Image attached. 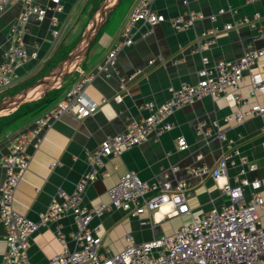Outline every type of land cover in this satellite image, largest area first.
Segmentation results:
<instances>
[{"label": "crops", "instance_id": "0c3cea01", "mask_svg": "<svg viewBox=\"0 0 264 264\" xmlns=\"http://www.w3.org/2000/svg\"><path fill=\"white\" fill-rule=\"evenodd\" d=\"M36 1L47 8L46 18L42 22L36 21L34 17L29 19L23 44L28 51L36 50L37 57L18 67L19 81L12 88L0 93V98L36 81L63 59L80 37L101 0H60V12L52 9L50 0ZM136 1L119 0L107 15L75 70L36 99L56 90L57 97L53 102H49L39 111L25 110L14 121L12 118L16 116L14 111L17 108L0 116L11 117L10 123H0V184L4 178L2 159L9 150L10 139L17 132L30 128L34 119L62 97L79 77L94 70L103 61L111 45L119 39L120 31ZM151 8L164 15L166 20L157 23L149 35L143 34L146 28L144 23L137 24L133 30L132 44L118 52L114 67L110 68V75L105 77L99 74L86 86V95L98 103L96 112L82 119L62 114L40 133L39 142H32L27 146L26 150L31 159L27 171L16 187L13 199V208L18 213L36 219L58 190L72 192L80 177L88 171L85 150H93L105 137L125 131L129 122L144 117L147 114L144 109L147 102L163 103L170 95L169 87L178 88L182 83L197 82V72L203 55L211 63L218 60L234 61L249 47L257 48L264 44V0H189L186 6L181 0H153ZM219 8H224L225 12L216 15L215 20L211 21L208 16L215 14ZM21 9V1L13 0L0 14V62L3 50L11 44L9 31L17 21ZM231 9L236 12L232 13ZM189 10L200 11L207 17L196 21L186 30L175 31L169 18ZM255 13L259 14L257 19H253ZM52 17L58 21L57 37L51 34ZM243 17L254 22V27L243 23L229 30L223 28L226 23L237 24ZM212 26L218 29L216 43L201 53L193 52L192 46L200 32ZM259 34L263 37L258 38ZM150 59L154 60L153 64H148ZM137 71L139 72L136 73ZM254 72H260L264 79V58L257 59L244 73L243 82L238 89L246 101L241 106L243 110L250 105L264 102V94L251 93L250 75ZM132 74L134 77L127 80ZM122 78L126 80L122 82ZM116 95L121 97L118 102L114 100ZM233 110L222 96L194 99L167 118L172 124L170 130L157 137L151 136L120 156H108L104 159L102 170L107 175L99 176L85 186L81 196L84 207L92 208L107 203L108 187L125 172L135 171L141 179L154 184H161L166 180L171 183L179 180L187 182L190 187L188 204L191 211L188 214L168 216L169 207L165 206L154 214L144 212L132 215L123 210L106 212L91 221L92 226L99 227V253L113 254L121 250L128 233L132 234L135 242L171 234L178 226L190 222L193 216L228 203L227 195L221 192L217 183L208 177L185 172L189 165L213 167L224 150L214 130L209 136L195 131L198 122L209 124L211 120H217L218 129L233 140L241 156L256 165V169L249 172L248 176L261 181L259 193L264 196V119L251 116L240 123L233 119L226 121L225 117L232 114ZM179 138L186 141V149H178ZM197 155L201 157L197 158ZM52 163L55 165L51 167ZM172 167L176 169L173 171ZM234 172V169H230L228 174L232 182ZM249 191L246 187V198ZM263 217L264 214L261 215V220ZM262 224L264 225L263 220ZM58 228L64 233L72 231L74 224L71 216L67 215L57 222L41 226L32 234L26 264H51L52 256L62 248L56 238ZM5 250V230L0 224V259Z\"/></svg>", "mask_w": 264, "mask_h": 264}, {"label": "built area", "instance_id": "2783aa9c", "mask_svg": "<svg viewBox=\"0 0 264 264\" xmlns=\"http://www.w3.org/2000/svg\"><path fill=\"white\" fill-rule=\"evenodd\" d=\"M13 0H0V14ZM21 12L15 24L10 28L11 44L3 50L0 62V93L12 88L19 81L17 69L22 64L37 57L36 50L28 51L23 44L28 21L34 17L42 22L46 18L47 8L36 0H20ZM153 0H137L120 31V37L107 51L102 62L94 70L79 77L65 94L52 103L37 116L30 128L17 132L9 143V150L2 159L4 178L0 184V224L5 230L6 250L2 254L0 264H26L30 237L41 226L69 215L74 229L64 233L60 228L56 238L62 244L61 250L50 259L51 264H264V225L261 214H264V196L259 193L261 181L249 177L248 173L256 169V165L248 162L233 140L225 132L218 129L217 120L209 124L198 122L195 131L209 136L215 131L222 142L224 150L213 167L189 165L185 168L188 174L208 177L218 184L222 193L227 195L228 203L221 204L192 217L191 221L178 226L171 234H163L148 241L135 242L132 234L125 235L126 243L122 249L113 254H101V237L99 227L92 226L93 218H99L111 210H123L132 215L144 212L154 214L167 206V215L190 213L188 204L189 184L183 180L171 183L164 181L154 184L141 179L135 171H127L108 187L109 201L96 207L82 205V193L87 184L97 177H105L102 170L103 161L108 156H120L133 146L147 141L151 136L157 137L170 130L172 124L167 118L181 106L204 96H222L228 105L234 108L225 120L233 119L240 123L247 117L259 116L264 119V102L241 109L246 102L238 92L243 82L244 73L259 58H264V44L257 48L249 47L243 55L234 61L218 60L211 63L207 56L201 57V67L197 72V82L182 83L178 88L169 87V97L161 104L147 102L144 105L147 114L138 121L129 122L125 131L105 137L93 150H85V161L88 171L80 177L72 192L58 190L47 208L31 219L18 213L13 208L16 187L28 169L30 155L27 146L39 142L40 133L48 128L51 122L62 114H69L76 119L90 116L98 109V103L86 95L85 88L93 79L103 74L110 75L118 52L133 41L134 27L144 23V35H149L152 28L166 20L165 16L151 8ZM187 5L189 0H181ZM256 1V0H250ZM52 9L62 10L60 0H50ZM235 13V9L230 10ZM225 12L219 8L215 14L208 16L214 21L216 15ZM259 14L255 13L253 19ZM200 11L189 10L184 14L169 18L175 31H183L194 25L196 21L205 19ZM247 23L254 27V22L241 18L237 24L226 23L225 30ZM53 28L51 34L58 36L55 17L50 19ZM218 29L214 26L200 32L192 46L193 52H203L216 43ZM261 34L258 38H262ZM161 60V58H158ZM154 60H148L153 64ZM137 71L136 73H138ZM134 74L128 76L132 79ZM122 78L121 81L126 80ZM250 88L253 95L264 94V79L260 72L250 75ZM115 101L121 97L116 95ZM187 143L178 139V149L184 150ZM197 155V158H200ZM55 163L50 164L54 166ZM176 168L172 167L174 171ZM234 169L233 182L229 180V170ZM249 188L246 198L245 188ZM69 242L72 244L69 245Z\"/></svg>", "mask_w": 264, "mask_h": 264}, {"label": "water", "instance_id": "95a60500", "mask_svg": "<svg viewBox=\"0 0 264 264\" xmlns=\"http://www.w3.org/2000/svg\"><path fill=\"white\" fill-rule=\"evenodd\" d=\"M119 0H101L90 17L85 29L74 46L54 67L44 73L36 81L21 90L0 98V116L11 109L36 100L46 91L54 88L61 80L75 70L83 60L89 46L96 38L107 15Z\"/></svg>", "mask_w": 264, "mask_h": 264}, {"label": "trees", "instance_id": "16d2710c", "mask_svg": "<svg viewBox=\"0 0 264 264\" xmlns=\"http://www.w3.org/2000/svg\"><path fill=\"white\" fill-rule=\"evenodd\" d=\"M57 97V91H50L48 93H46L44 96H42L40 99L33 101L31 103L25 104L20 106L19 108H17L14 111V114H16V116L14 118H12V121L16 120L19 116L22 115V113L25 110H42L49 102H53ZM11 117H0V123L2 122H11V119H9Z\"/></svg>", "mask_w": 264, "mask_h": 264}, {"label": "rangeland", "instance_id": "374dc122", "mask_svg": "<svg viewBox=\"0 0 264 264\" xmlns=\"http://www.w3.org/2000/svg\"><path fill=\"white\" fill-rule=\"evenodd\" d=\"M93 6L95 7V6H96V4L94 3V4H93ZM77 31H78V30H77ZM261 215H262V214H261ZM262 220H263V223H264V217H263V219H262Z\"/></svg>", "mask_w": 264, "mask_h": 264}]
</instances>
